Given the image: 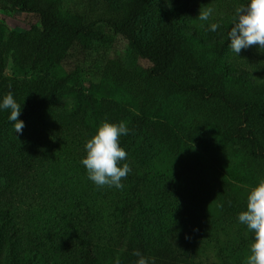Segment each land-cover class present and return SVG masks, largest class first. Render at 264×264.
Listing matches in <instances>:
<instances>
[{"label": "trees", "instance_id": "obj_1", "mask_svg": "<svg viewBox=\"0 0 264 264\" xmlns=\"http://www.w3.org/2000/svg\"><path fill=\"white\" fill-rule=\"evenodd\" d=\"M223 1L84 0L71 9L66 0H0L40 23L8 29L0 17V96L14 94L25 124L15 133L8 111H0L6 264H56L44 262L35 247L50 231L71 264H135L136 250L150 264H240L252 234L237 216L264 179V68L249 72L233 62ZM205 7L215 14L201 22ZM211 21L220 22L216 32L207 30ZM121 120L131 130L121 146L134 172L116 240L101 241L97 221L106 193L70 155L49 179L62 196L23 229L15 194L48 162L54 126L91 137L102 122Z\"/></svg>", "mask_w": 264, "mask_h": 264}, {"label": "rangeland", "instance_id": "obj_2", "mask_svg": "<svg viewBox=\"0 0 264 264\" xmlns=\"http://www.w3.org/2000/svg\"><path fill=\"white\" fill-rule=\"evenodd\" d=\"M246 2L247 0H224L223 4L225 5V8H223V11L225 15L229 14L232 18L235 8ZM83 3L84 0H66V6L71 9H80ZM0 17L2 23L8 29L21 28L29 30L33 26L40 25L39 19L36 15L17 11L6 3H1L0 5ZM220 17L223 18V16ZM113 41V49L117 52L123 53L124 48L122 44L118 41ZM232 60L239 68L249 72H256L264 68V50L252 46L248 49H243L239 56L233 54ZM144 67L145 64L141 62L136 65V69L140 73ZM13 74L14 68L11 58H9L6 75L11 76ZM141 81H144V77L141 78ZM54 132V138L50 139L48 146H45V153L49 163L46 162L44 167L33 172L30 176L29 182H26L22 186V189L17 190L15 194L17 200H19L20 219L25 222V226H22L23 229L27 228L28 223L33 225V220H36L37 210L45 207L53 198L62 196L60 195V192L53 191L48 186L50 175H52L56 169L61 168L57 165H59L60 162H63L67 155L76 157L77 159H81L85 155L84 144L87 139L90 138L87 133L80 132L76 129L73 130L71 127L62 126L61 124L54 126ZM67 159L69 158L67 157ZM163 161L167 160L162 158L160 163ZM49 165H51L50 168ZM130 167L132 169L130 174H132L134 172V167L132 165H130ZM163 167H166L165 162H163ZM130 174L126 179L122 180V183L124 184L123 189H116L114 187L108 188L106 186L103 187L104 193H106V197L102 201L104 210L103 213H101V218L97 221V224L100 226L98 230L102 235L101 241H104L105 244H110L117 238L115 230L119 225L118 220H121V218L118 219L120 213L119 210L123 203L127 205L129 202L127 197L129 196V186L131 187V181L129 180ZM122 200L124 201L122 202ZM65 204L68 207H74L72 201L68 200V198L66 199ZM109 212L111 214L107 215ZM82 214L83 213L79 214L77 220L79 219L83 222L84 216ZM53 234L52 231L40 233V238L43 239L44 243L39 245V243L35 242V247L39 249L40 257L44 262L71 264V259L66 254L67 250H65L63 243L57 238L55 239ZM248 250L249 249L239 257L238 261L240 264H243L245 261V258L248 255ZM0 264H6L4 252L0 254Z\"/></svg>", "mask_w": 264, "mask_h": 264}, {"label": "clouds", "instance_id": "obj_3", "mask_svg": "<svg viewBox=\"0 0 264 264\" xmlns=\"http://www.w3.org/2000/svg\"><path fill=\"white\" fill-rule=\"evenodd\" d=\"M215 14V9H200L196 19L208 22ZM230 30L227 33L228 48L239 56L243 49L256 46L264 49V0H247L234 10ZM220 23L212 22L207 30L216 32ZM0 111H8V121L15 133H22L24 121L19 119L22 106L9 91L0 96ZM130 128L121 120L118 123L102 122L95 133L84 144L85 155L80 163L86 170L87 179L99 188L123 189L122 180L132 169L127 163L128 154L121 146V138L129 135ZM237 220L252 234L248 255L243 264H264V179L253 186L246 195L245 210L238 213ZM135 264H150L149 258L139 250L134 251ZM116 264H120L119 259Z\"/></svg>", "mask_w": 264, "mask_h": 264}]
</instances>
